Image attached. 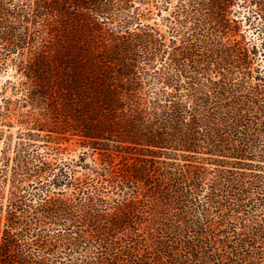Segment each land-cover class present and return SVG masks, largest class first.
I'll return each mask as SVG.
<instances>
[{
    "label": "trees",
    "instance_id": "16d2710c",
    "mask_svg": "<svg viewBox=\"0 0 264 264\" xmlns=\"http://www.w3.org/2000/svg\"><path fill=\"white\" fill-rule=\"evenodd\" d=\"M17 126L0 264H264V0H0Z\"/></svg>",
    "mask_w": 264,
    "mask_h": 264
},
{
    "label": "rangeland",
    "instance_id": "374dc122",
    "mask_svg": "<svg viewBox=\"0 0 264 264\" xmlns=\"http://www.w3.org/2000/svg\"><path fill=\"white\" fill-rule=\"evenodd\" d=\"M14 68H9V71L2 73L3 79L12 76ZM10 133L14 134L12 138V145H7L3 141L0 145V149L5 150L7 148L10 151V155L14 157L17 153V149L24 148L28 152V157H36L38 154L40 157H82L84 151H88L89 147L83 145V142L78 138H59L56 135H49L46 132H42L41 135H34L31 140L19 139L18 126L13 127ZM24 142V143H23ZM83 157H90L85 155ZM96 157V156H95Z\"/></svg>",
    "mask_w": 264,
    "mask_h": 264
}]
</instances>
